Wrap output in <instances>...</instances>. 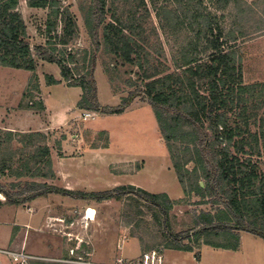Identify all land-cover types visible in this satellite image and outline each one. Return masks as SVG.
Here are the masks:
<instances>
[{
	"label": "trees",
	"instance_id": "16d2710c",
	"mask_svg": "<svg viewBox=\"0 0 264 264\" xmlns=\"http://www.w3.org/2000/svg\"><path fill=\"white\" fill-rule=\"evenodd\" d=\"M149 1L165 41H170L167 26L178 46L175 53L170 49L175 54L172 72L163 65L158 68L151 64V51L161 57L164 50L155 27L148 30L143 25L150 18L145 0H84L79 7L83 28L94 51L113 58L105 70L127 66L140 71L137 82L126 81L135 89L115 107H102L98 102L94 53L89 55L84 50L82 65L76 55L65 58L59 51V56H55L43 46L36 47V57L32 55L25 23L16 11L18 0H0V67L33 73L35 59L56 65L67 87L80 90L76 108L83 112L121 115L135 99L146 100L184 196L197 198L199 206H210L208 211L192 214L188 230L174 235L170 231L169 212L177 201H171L164 193L150 194L130 185L86 193L25 181L11 184L12 189L18 190L14 195L0 185L4 204L16 207L48 195L98 203L134 196L135 205L152 213L159 228L158 231L155 226L138 221L139 215L133 216L130 223L145 227L140 238L142 256L159 249L191 252L190 241L236 251L240 232L264 241V172L251 159L264 160V119L256 115L264 107V83L244 81L236 60L237 54L241 57L236 44L243 33L222 27L201 0H172L178 5L175 11L170 6H157L155 0ZM209 2L216 3L215 10H224L230 0ZM27 7L48 11L44 32L51 39L59 20L60 33L53 36L57 44L65 48L75 40L76 21L62 0H28ZM244 12L239 10L237 14L241 16ZM143 43L150 47L149 51ZM67 62L73 67H68ZM58 84L59 81L47 78L46 85ZM37 87L35 83L33 90ZM22 98L29 99L27 108H41V104L33 102L31 94L24 93ZM251 126L257 131L251 132ZM107 147L106 134L103 145L89 148ZM190 164L192 168L188 169ZM51 168L50 147L44 134L0 130V176L48 179L52 178Z\"/></svg>",
	"mask_w": 264,
	"mask_h": 264
},
{
	"label": "rangeland",
	"instance_id": "374dc122",
	"mask_svg": "<svg viewBox=\"0 0 264 264\" xmlns=\"http://www.w3.org/2000/svg\"><path fill=\"white\" fill-rule=\"evenodd\" d=\"M27 1L18 0L16 11L25 23L27 41L34 57H36V47L43 46L55 56H59V51L64 53L65 58L69 54L76 55L79 65H82V52L87 50L89 55L94 53L96 56L94 78L96 87L100 92V105L102 107L117 106L122 97H126L129 91L135 89L129 87L126 81L130 79L131 83L137 82L139 70L127 66H119L116 70H111V68L105 70L112 63L113 58L105 55L102 51L95 52L91 46L83 28V16L79 8L84 0H62L64 6L69 7L77 25L75 40L65 48L53 39L54 35L58 36L60 33L59 20L56 31L50 35L51 39L44 32L48 11L28 8ZM145 1L150 18L145 20L143 25L148 30L151 29V26L155 27L164 50V56L161 57L151 51V64L158 68L163 65L169 72H172L174 69L173 57H175L173 53L178 48L174 42V34L172 30H169L170 27L166 26V35H169L170 41H165V34L159 28L160 22L153 11V5L149 0ZM201 1L203 6L216 16V21L222 27L225 29L235 28L238 34L239 32L243 33L242 39H239L236 44L241 57H238L237 54L236 60L240 63L245 83H264V0H230L229 5L224 10H215L217 7L215 2ZM155 2L157 6H170L171 11L178 8V5L172 0H155ZM239 10L245 12L240 16L237 14ZM106 21H109V16H107ZM143 46L149 51V46L144 43ZM171 47L173 53L170 50ZM67 66L73 67L68 62ZM47 78L59 79V91L66 89L67 83L61 78L60 70L54 64L35 59V71L33 73L0 67V109L8 111L15 106H23L21 103H25L28 99L22 98L24 93L31 94L32 99H37L38 95L34 94L33 85L39 84L40 80L47 84ZM114 90L117 91L116 95L113 94ZM110 93L116 96L115 98L119 101L111 100L108 96ZM59 99L64 98L61 95ZM134 102V106L124 114L101 116L89 112L92 116L94 115L93 120L86 119L84 122L80 120L81 116L80 118L72 117L65 126L47 131L45 136L50 147V159L52 161V158H62L63 150L59 144L61 137L65 136L66 133L70 142L76 140L71 136L80 137L77 141L79 140L81 148H86V146L100 147L106 141L107 134L108 151L105 153L96 154L93 152L89 157L83 155L81 160L75 161L80 153V148L75 149V153L66 152L69 153L65 156L68 159L67 163L72 165L84 163L83 173L95 175L92 179L93 187L89 188L86 193L111 191L116 187L129 185L150 194L164 193L171 201H177V205L169 212V223L171 224L170 231L174 235H178L188 230L192 214L202 210L208 211L210 206H199L196 204L197 198L191 197L189 199L184 196L172 169L168 152L158 132L152 109L144 99L137 98ZM72 108L74 109V107ZM256 113L258 119H264V107ZM3 114L0 112V121L7 116L5 111ZM249 122L252 124L253 120L251 119ZM254 131H257V128L251 126V132ZM230 151L233 153V148ZM251 159L264 172V160L255 157ZM91 163L94 165V171L88 167ZM72 165L68 167L71 168ZM187 168L191 169L192 165H188ZM51 173L52 178L48 179L38 176H25L21 179H16L13 175L0 176V185L11 195L18 191L12 189L11 184L25 181L46 183L64 189L59 183V178L56 176L57 172L53 166ZM85 177L82 176L83 179ZM75 191H80V189ZM54 197L59 199L57 195H48L43 199L45 207H48L47 210L44 209L48 217H55L59 211L58 202L53 200ZM132 197L134 196H126L120 200L112 199L100 202V204L97 202L95 205L97 207L95 226L104 229V231H73L74 234L67 237L62 235V232L52 231L43 226H41L42 230L37 231L41 228L39 227L40 224L29 218L34 209H32L31 202L16 207L8 206L4 204V198L0 195V247L20 249L22 247L20 242L24 238L23 247L26 252L41 259L33 261L32 264H59L60 262L64 264H116L118 261H122L123 264H135L142 258L143 246H141L140 238L144 235L142 231L145 230V227L144 224L136 227L134 222L130 223L133 216L139 215L136 217L138 221L142 220L151 226H155L158 231L159 228L152 218V213L144 207L136 206ZM43 214L45 215V213ZM75 218L78 216L76 215ZM52 224H56V222L53 221ZM26 225H29L27 231H25ZM82 226L87 227L84 223L83 225L77 224V228ZM17 228L21 231H15ZM241 237L243 245L240 251L236 253L224 250L214 251L213 248L202 246L201 242L194 244L191 241L189 243L184 242L188 243L189 246L191 245V252L163 249L153 252L159 256L160 264H178L180 257L185 259L182 261L186 264H264V241L246 233H241ZM90 254H95V257L91 258ZM171 257L172 259H170ZM65 258L69 260L64 261ZM170 260L171 262H169Z\"/></svg>",
	"mask_w": 264,
	"mask_h": 264
},
{
	"label": "crops",
	"instance_id": "0c3cea01",
	"mask_svg": "<svg viewBox=\"0 0 264 264\" xmlns=\"http://www.w3.org/2000/svg\"><path fill=\"white\" fill-rule=\"evenodd\" d=\"M54 80L59 81V79L57 78H54ZM37 85H38L37 89L36 90L34 89L35 92L34 91L33 92L34 94L40 96V98H38L37 96V99L36 98L33 99V102L41 104V108L39 107L36 110L34 108H27L25 102V103H21L23 106L21 107L15 106L13 109L8 111L0 109V112L2 114L3 111L7 113L6 118L2 116L3 119L0 121V128H1L0 130L18 132V133L40 132L44 135H47L46 133L47 131H51L65 126L72 117L80 118L83 111H80L76 108V104L81 95V92L78 88L66 87L65 90L62 89L59 91V85L48 86L44 84L41 80ZM99 94L100 92L97 89L98 102L99 104H101ZM61 95L64 99H59ZM108 96L111 100L117 102L119 101L117 98H115L116 96H113V94L111 93L108 94ZM28 104L30 106L32 105L31 102H29ZM134 104L135 102L133 101V103L125 110L124 113L129 111L134 106ZM72 107H74V109ZM67 136H68L67 133L65 134V136H62L61 142L59 144L60 148L63 150L62 152L63 156L62 158L56 157L55 158L56 160L52 158L51 161L52 166L54 170H56L57 172L56 176L59 178V183L63 186L64 189L66 188L67 190H71V191L80 189L81 192L82 191L88 192V189L93 187L94 182L92 181V179L95 175H93V173H90V175L83 173L84 163L82 164L78 163V165H72L67 163L68 159H66L65 156L69 155V153L66 152L71 151L72 153H75L76 151L75 149L80 148V153L77 156L78 158L75 159V161H78L79 159L80 160L82 159L83 155L89 157V155L93 152L96 154L98 153L102 154L107 152L108 148L107 149L99 148L95 150L90 149L89 148L90 146L89 147L86 146V148L85 147L81 148V145H79V140L77 141V139H80V137L71 136V138H76V140L70 142ZM69 165H72V167L69 168L68 167ZM93 166L94 165H92L91 163V165H89L88 167L91 168L92 171H94ZM83 175L86 176L84 179L82 178ZM57 197H59V199L55 197L53 199V200H57L58 202L57 208L59 209L55 217L47 216V212L44 211V209L46 208L47 210L48 207H45L43 203L44 202L43 199L45 197H42V198H37L31 202L32 209L33 208L34 209L32 213L29 215V218L37 222V224L39 223L40 224L39 227L43 226V227H47L52 231H59V233L62 232V235H66L67 237L72 236L74 234L73 231H104V229H100L95 226L96 224L95 217L97 214L96 213L97 207H95V205H97V202L94 201L88 202V200H75L60 195H57ZM28 210L31 211L30 208H28ZM87 210H90L93 213L94 216L93 221L88 220L89 217H85V215L88 214V212L86 214ZM43 213H45V215ZM76 215L78 216V218H75ZM53 221L56 222V224H52ZM83 223L87 225V227L82 226L81 228H77V224L83 225ZM28 228L29 225H26L25 231H27ZM39 230H42V227L37 229V231ZM15 231H21V230L17 228V230ZM241 233H245V232H240L238 234L239 247L236 251H232L234 253L240 251L241 246L243 245ZM20 243L21 246L23 247L25 243V239L23 238V240ZM213 250L218 251V249H213ZM93 257H95V254L91 255V258ZM170 259H172V257ZM182 260L185 261V259H181L180 257L178 264H186ZM169 262H171V260ZM60 264H64V263L60 262Z\"/></svg>",
	"mask_w": 264,
	"mask_h": 264
},
{
	"label": "built area",
	"instance_id": "2783aa9c",
	"mask_svg": "<svg viewBox=\"0 0 264 264\" xmlns=\"http://www.w3.org/2000/svg\"><path fill=\"white\" fill-rule=\"evenodd\" d=\"M94 116V115H93ZM89 112H84L81 115L80 120L86 121V119L93 120V117ZM89 210L86 211V214ZM85 217H88L85 215ZM41 260L35 257L21 247L20 249H10L8 247H0V264H32L33 261ZM116 264H123L122 261H118ZM134 264V263H131ZM135 264H160L159 256L155 252H150L142 256L141 260Z\"/></svg>",
	"mask_w": 264,
	"mask_h": 264
},
{
	"label": "bare ground",
	"instance_id": "6f19581e",
	"mask_svg": "<svg viewBox=\"0 0 264 264\" xmlns=\"http://www.w3.org/2000/svg\"><path fill=\"white\" fill-rule=\"evenodd\" d=\"M87 216L89 217L88 220H92L93 221V219H94L93 217L94 216H93V213L90 210L88 211Z\"/></svg>",
	"mask_w": 264,
	"mask_h": 264
}]
</instances>
